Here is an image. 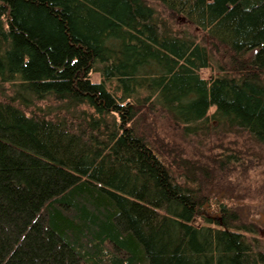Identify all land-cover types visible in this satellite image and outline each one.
I'll return each mask as SVG.
<instances>
[{
  "label": "trees",
  "instance_id": "trees-1",
  "mask_svg": "<svg viewBox=\"0 0 264 264\" xmlns=\"http://www.w3.org/2000/svg\"><path fill=\"white\" fill-rule=\"evenodd\" d=\"M263 157L264 0H0V264H264Z\"/></svg>",
  "mask_w": 264,
  "mask_h": 264
},
{
  "label": "rangeland",
  "instance_id": "rangeland-1",
  "mask_svg": "<svg viewBox=\"0 0 264 264\" xmlns=\"http://www.w3.org/2000/svg\"><path fill=\"white\" fill-rule=\"evenodd\" d=\"M160 10L162 9L160 8ZM177 24L179 27L184 28L186 32L194 35L198 40L201 39L203 32L199 28H192L184 18L179 17V19H177ZM216 68L217 66H214L213 70L216 71ZM203 73L205 76L210 75V73ZM158 120L159 125L163 126L160 130L164 132L160 136H172L175 132L173 125L168 124L167 120L162 116H159ZM235 140L236 139L231 135L224 138H218L214 135L204 144V150H202V152L210 155L209 157L219 156L220 149L216 147L220 144L224 147L230 145L232 149L236 150L237 144L230 143ZM198 147L199 145L194 142L188 147V151H192ZM247 162H252V166L249 165L245 170H242L243 167H230L225 173L226 178L219 184L223 186L224 192H227L234 198L233 202H237L241 207L240 225L253 231L252 237L250 236L248 240L251 241L255 250L264 253V157L261 162L256 161V159L251 161L247 160ZM246 165L244 167H246ZM206 207L207 204L203 206V208Z\"/></svg>",
  "mask_w": 264,
  "mask_h": 264
}]
</instances>
